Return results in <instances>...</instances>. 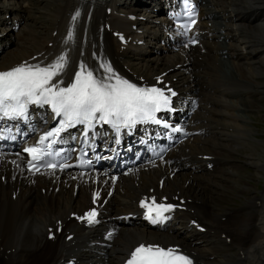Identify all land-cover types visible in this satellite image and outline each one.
<instances>
[{
    "label": "bare ground",
    "instance_id": "bare-ground-1",
    "mask_svg": "<svg viewBox=\"0 0 264 264\" xmlns=\"http://www.w3.org/2000/svg\"><path fill=\"white\" fill-rule=\"evenodd\" d=\"M34 1L0 0V12L5 15L8 13V18H2L1 21L8 27L19 22L28 42L27 47L19 53L25 55L24 61L18 59L17 54L5 55L0 68L13 63L53 67L51 61L56 59L53 53L61 46L53 43L49 47L45 41H38V38L59 41L58 37L66 34L77 38L87 34L92 43L96 23L105 16L101 12L104 6L115 7L116 4L125 3V17L111 13V23L125 24L127 34L137 35L138 38L149 34L145 28L141 33H135L137 30L131 28L134 22L126 16L127 13L134 12L131 0H94L91 10L88 7L90 0H56L51 3V9L47 10L46 23L49 26L43 33L39 30L42 23L40 11ZM209 3L215 5L208 6ZM209 3L205 0L200 12L208 15L200 20L204 52H201V46L190 48L187 57L171 52L167 59L172 70L166 77L178 86L183 96L194 92L199 95L201 104L192 117L205 132L217 134L216 139H211L210 143L221 164V182H217L218 206L210 203L204 192L196 188L199 187L198 183L186 184L187 179L177 175L178 173L173 175L174 184H165L176 185L182 193L199 202L208 216L210 229H219L230 235L232 247H225L220 240H209L200 234H191V229H186V223L183 224L184 227H176L172 237L181 234L193 237L194 241L184 237L183 240L188 248L197 253V264H264V183L262 187H257L255 182H251L257 176L264 177V135L259 133L256 128L259 124L254 123L251 117V112L258 111L264 104V98L260 99V104H254L249 99L253 95L264 94V84L255 79L256 73L264 72V0H210ZM229 5L232 7H228ZM31 9L35 10L33 15L26 12ZM24 15L28 22L21 20ZM209 17L212 18L211 24H208ZM151 21L152 19L139 20L145 27L150 26ZM0 29L3 32L6 28ZM153 31L158 39L165 38L163 31L157 28ZM137 48L136 44L130 42L125 49L120 50L106 34L100 56L108 57L111 53L119 60L128 51L139 52ZM176 56L181 61L179 67L173 66L175 59L179 61ZM225 60L230 62L228 70L232 71H227ZM158 63L164 62L159 60ZM78 64H83L101 76L107 75L97 59L85 49L74 60L65 61L58 69L51 71L52 84L63 85L69 81L72 69ZM255 68L259 71H255ZM172 76H176V79ZM241 85L248 86L249 89L246 90ZM247 111L245 119L242 113ZM19 158L20 154L16 156L0 153V264H50L70 248L65 242L54 244L53 240L46 238V227L50 224L51 215H65L69 208L80 207L85 194L80 190L76 196L62 186L54 192L45 184L50 181L43 180L42 177H36L35 183H26L30 181L22 172ZM205 168L206 165L190 168L189 171L201 173ZM155 174L157 172L154 170L144 172L143 185L153 181ZM110 179V176L102 177V180ZM122 183L116 190L114 204L107 206L110 213L128 212L127 209L133 207L129 202L132 201V195H138V189L131 190L127 179ZM41 185L45 186L44 192L39 189ZM229 188L236 189L243 197L227 203L226 197L234 192H226ZM193 209L200 210L195 206ZM31 213L32 221L29 218ZM20 215L24 216L23 220ZM48 215V221L43 222ZM65 225L71 226L69 221H65ZM75 229L82 236L81 228L75 226ZM153 236L168 239L167 233L148 232L139 224L125 227L114 244L111 263L118 264L132 246L131 241ZM197 243L202 245L198 246ZM209 255L213 256L210 258Z\"/></svg>",
    "mask_w": 264,
    "mask_h": 264
},
{
    "label": "rangeland",
    "instance_id": "rangeland-1",
    "mask_svg": "<svg viewBox=\"0 0 264 264\" xmlns=\"http://www.w3.org/2000/svg\"><path fill=\"white\" fill-rule=\"evenodd\" d=\"M41 4H42V3H41ZM34 11H35L34 9L26 10V12H27L28 14H31V13H32L31 15H33V14L35 13ZM26 18H27V17H26ZM26 20H27V19H26ZM27 22H28V20H27ZM6 56H7V55H6ZM226 69H227V71H232L231 69H230V70H228V68H226ZM263 135H264V133H263ZM261 140H263V139H261ZM257 183H258V182H255L254 185L256 184V186L259 187ZM227 203H228V202H227Z\"/></svg>",
    "mask_w": 264,
    "mask_h": 264
}]
</instances>
